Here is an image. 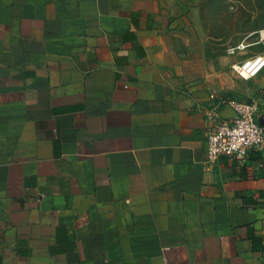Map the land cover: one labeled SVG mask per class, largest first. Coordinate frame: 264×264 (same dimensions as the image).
Instances as JSON below:
<instances>
[{
    "label": "crops",
    "instance_id": "0c3cea01",
    "mask_svg": "<svg viewBox=\"0 0 264 264\" xmlns=\"http://www.w3.org/2000/svg\"><path fill=\"white\" fill-rule=\"evenodd\" d=\"M162 0H0V264H264V157L206 163L205 115L264 71L183 54Z\"/></svg>",
    "mask_w": 264,
    "mask_h": 264
},
{
    "label": "rangeland",
    "instance_id": "374dc122",
    "mask_svg": "<svg viewBox=\"0 0 264 264\" xmlns=\"http://www.w3.org/2000/svg\"><path fill=\"white\" fill-rule=\"evenodd\" d=\"M162 1L179 51L207 62L226 58L228 47L264 28V0ZM257 39L254 34L248 42L256 43ZM263 52L262 44H254L245 54H237L229 60L240 61Z\"/></svg>",
    "mask_w": 264,
    "mask_h": 264
},
{
    "label": "built area",
    "instance_id": "2783aa9c",
    "mask_svg": "<svg viewBox=\"0 0 264 264\" xmlns=\"http://www.w3.org/2000/svg\"><path fill=\"white\" fill-rule=\"evenodd\" d=\"M254 34L258 37L256 43L248 42ZM259 43L264 46V28L228 47L226 55L233 58L237 54H245L249 47ZM230 70L239 79H254L264 71V52L251 58L235 60L230 65ZM230 107L234 112L230 120L222 119L216 111L205 115L207 164H213L219 157H226L241 167L251 152L260 153L264 157V125L256 121L257 102H232Z\"/></svg>",
    "mask_w": 264,
    "mask_h": 264
},
{
    "label": "water",
    "instance_id": "95a60500",
    "mask_svg": "<svg viewBox=\"0 0 264 264\" xmlns=\"http://www.w3.org/2000/svg\"><path fill=\"white\" fill-rule=\"evenodd\" d=\"M260 125H264V124H260Z\"/></svg>",
    "mask_w": 264,
    "mask_h": 264
}]
</instances>
